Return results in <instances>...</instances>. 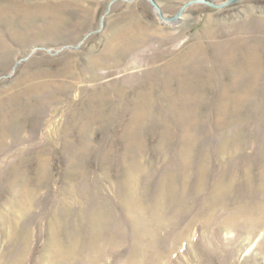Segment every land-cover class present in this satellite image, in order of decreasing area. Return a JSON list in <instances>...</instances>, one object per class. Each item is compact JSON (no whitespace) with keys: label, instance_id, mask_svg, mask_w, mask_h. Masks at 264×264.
Wrapping results in <instances>:
<instances>
[{"label":"rangeland","instance_id":"rangeland-1","mask_svg":"<svg viewBox=\"0 0 264 264\" xmlns=\"http://www.w3.org/2000/svg\"><path fill=\"white\" fill-rule=\"evenodd\" d=\"M0 264H264V0H0Z\"/></svg>","mask_w":264,"mask_h":264},{"label":"water","instance_id":"water-1","mask_svg":"<svg viewBox=\"0 0 264 264\" xmlns=\"http://www.w3.org/2000/svg\"><path fill=\"white\" fill-rule=\"evenodd\" d=\"M152 2V4L154 5L155 8H157L158 12H159V15L161 18L165 19V20H168V21H176L177 19H179L182 14L184 13V11L186 10V8L188 6H190L191 4H194V3H198V2H203V3H207L211 6H214V7H217V8H222V7H225L229 4H232V3H235V2H238L240 0H227L225 2H222V3H216L214 0H190L188 2H186L182 8L180 9V11L172 16V17H166L162 11V8L159 6V4L156 2V0H150Z\"/></svg>","mask_w":264,"mask_h":264}]
</instances>
